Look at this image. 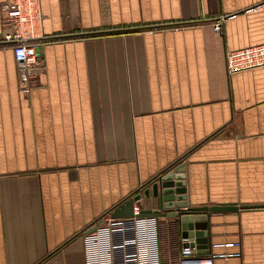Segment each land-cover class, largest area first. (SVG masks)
Instances as JSON below:
<instances>
[{
  "label": "crops",
  "instance_id": "crops-1",
  "mask_svg": "<svg viewBox=\"0 0 264 264\" xmlns=\"http://www.w3.org/2000/svg\"><path fill=\"white\" fill-rule=\"evenodd\" d=\"M5 1L0 264H115L112 236L86 230L180 164L190 207H260L212 214V243L241 251L214 264H264V66L226 62L264 43V0H41L46 66L29 94ZM149 220L159 264H179L176 220Z\"/></svg>",
  "mask_w": 264,
  "mask_h": 264
},
{
  "label": "built area",
  "instance_id": "built-area-1",
  "mask_svg": "<svg viewBox=\"0 0 264 264\" xmlns=\"http://www.w3.org/2000/svg\"><path fill=\"white\" fill-rule=\"evenodd\" d=\"M2 8L6 15L3 43L13 49L23 83L21 89L29 94L46 66L44 57L39 53L40 41L44 40L41 0H6ZM222 21L220 18L214 24L217 32L221 31ZM226 62L231 74L264 66V43L230 50ZM142 200L143 197L134 202L132 217H114L109 213L96 231L105 229L112 236L111 248L117 258L115 264H159L155 228L150 223V217L140 215ZM182 241L189 242L187 239ZM239 248V242H217L212 243L210 253L200 255L196 246L183 245L179 264H214L218 258L241 257Z\"/></svg>",
  "mask_w": 264,
  "mask_h": 264
},
{
  "label": "water",
  "instance_id": "water-1",
  "mask_svg": "<svg viewBox=\"0 0 264 264\" xmlns=\"http://www.w3.org/2000/svg\"><path fill=\"white\" fill-rule=\"evenodd\" d=\"M184 165L180 164L175 168L159 175L144 184L142 188L125 200L111 212L114 217L129 218L134 215V202L142 197L158 198V207L144 209L141 216L163 218L168 217L176 220L180 230L184 246H191L198 249V254L206 255L211 252L212 234H211V216L212 214L250 210L260 208L253 205L238 204H218L203 207H190L186 201L187 186L185 185V176L183 171ZM104 224L102 218L96 224H93L86 230V234L96 232Z\"/></svg>",
  "mask_w": 264,
  "mask_h": 264
}]
</instances>
